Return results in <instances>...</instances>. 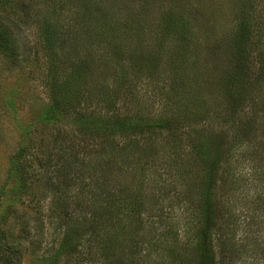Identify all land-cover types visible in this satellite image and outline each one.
<instances>
[{
    "label": "rangeland",
    "instance_id": "374dc122",
    "mask_svg": "<svg viewBox=\"0 0 264 264\" xmlns=\"http://www.w3.org/2000/svg\"><path fill=\"white\" fill-rule=\"evenodd\" d=\"M95 1L0 0V30L5 31V40L0 38V247L13 250L9 255L13 264H46L48 258L51 264L84 261L77 250L69 254L57 249L64 231L78 224L84 223L85 228L91 224L93 204L97 201L91 195L100 194L98 201H101L108 196L107 191L114 189L115 193L126 184L124 194L136 198L137 186L142 185L145 193L141 197L142 221L127 217L114 219L113 225L111 218L104 221L97 228L103 241L101 247L86 246L93 253L91 260L83 264H121L118 258L130 261L132 257V264H187L189 256L182 245L185 237L181 228H172L171 223L177 221L181 226L189 218V226L194 228L196 222L191 218L195 217L197 204L190 200L192 197H180L178 201L172 196L174 193L163 195L159 188L167 185L176 192L190 185L186 180L190 176L184 171L189 169L187 162L192 156L191 139L199 138L201 132L208 136L220 131L222 123L216 117L224 118L229 112L222 96L225 85L221 78L225 74L224 63L231 57L223 46L232 29L229 20L233 0H100V5L94 4ZM255 5L259 9L264 0H255ZM94 6L115 9L116 33L105 23L98 27L99 10H94ZM172 8L182 18L188 15L195 30L194 40L191 37L187 42L170 30L168 19L163 16ZM46 20L61 37L55 60L47 54L42 41L40 28ZM105 27L111 35L102 37ZM87 29L92 35L86 36ZM212 29L219 36L216 40L213 34L208 35ZM220 30L227 31L228 36ZM88 52L95 63L89 64L88 72L81 70L83 75L75 82L73 93L70 84L62 88L52 85L53 63L60 66L61 76ZM117 79L135 92L124 100L141 110L147 120L143 123L145 130L96 133L93 147L86 124L80 126L86 118L72 116L75 111H82L84 104L83 91L80 96L77 91L85 87L94 99L102 84L115 87ZM171 89L174 101L181 100L191 108L179 127L185 134L183 146L173 152L164 144L153 142H143L142 148L126 147L117 155V163L128 164L129 156L135 157L139 161L135 170H126L124 166L123 172L117 170L121 174L117 182L104 184V160L97 167V158L91 156L103 149L98 138L120 135L116 137L126 142L128 137L141 140L148 131L165 130L159 119L168 118L169 111L175 110L167 100L168 94L165 95ZM259 92L257 88L254 93L259 97L245 99L240 112L242 120L251 124L250 142L254 146L263 143L264 138L261 118L264 94ZM246 94L253 95L250 90ZM57 99L60 107L67 109L58 115L59 120H43L44 110ZM121 100L117 104L125 105ZM206 106L208 115L196 114V110ZM68 109L73 111L67 114ZM255 113L259 119L254 122L251 119ZM238 119H228V123L238 124ZM80 139H85L86 144H79ZM106 151L101 156L109 153ZM113 161L116 160H111L116 165ZM181 163H187L186 167ZM95 166L96 172H92ZM81 174L85 178L74 185L75 177ZM93 184L97 189L91 193ZM254 190L252 183L249 192L255 196ZM254 211L250 210L246 216L251 218ZM88 233L89 230L85 231L82 239ZM81 242L77 249L87 245ZM127 261L122 264H128ZM241 263L264 264V250L263 258L254 253Z\"/></svg>",
    "mask_w": 264,
    "mask_h": 264
},
{
    "label": "trees",
    "instance_id": "16d2710c",
    "mask_svg": "<svg viewBox=\"0 0 264 264\" xmlns=\"http://www.w3.org/2000/svg\"><path fill=\"white\" fill-rule=\"evenodd\" d=\"M99 3L100 0L94 2L96 5H100ZM232 3L233 15L229 20L232 22V29L229 34L227 31L220 30L221 33L229 35H227V43L223 47L231 54V57L227 63H224L223 74H225L221 78L225 85L222 96L225 98L226 108L229 112L226 116L223 115L224 118L216 117L222 123L220 131L208 136L203 135L201 132L199 138H196V140L191 139L189 153L192 156L191 160L187 162L189 169L184 171L186 176H190L189 179H186L190 185L176 192L174 188L172 192L167 185H161L159 188L163 191V195L167 192L174 193L172 196L176 197L178 201H181L180 197H192L190 200L195 201L197 204L196 208L198 210L195 209V217L192 216L191 218V220H194L193 223L196 222L194 228L189 226V218L181 226L177 224V221L171 223L172 228H181L182 236L185 237V239H182V245L189 256L187 264H242L241 262H245L251 255L254 256V253H258L263 258L264 138L261 144L256 143V146L251 144L250 135L253 129L250 127L251 124L248 120H242L240 112L241 104L245 102V99L257 95L254 93L257 88L260 90L259 93L263 91L264 94V6H259V9H257L255 0H233ZM94 10H99V14H97L100 20H97L98 27L101 26L102 22L110 26L108 28L111 31H115V9L110 6L105 7V9H97L94 6ZM172 10L173 8L169 9L163 16L168 19L170 30H173L177 36L180 34V38L187 40V42L191 37L194 40L195 30L189 24L190 18L188 15L182 18L180 14H174L175 12ZM112 17L114 21L107 20ZM43 23L40 28L43 45L47 50V54L55 60L58 54L57 45L60 43L59 38L61 37H59V32L50 21L47 22L46 20ZM108 28H104L103 34H101L102 37L111 35ZM4 34L5 31L0 30L2 40H5L3 38ZM211 34H213L214 40H216V37L219 38L213 29L208 35ZM90 35L92 34L89 30L86 36ZM90 53L88 52L84 57L82 56L78 62L68 68V73L61 76L58 72L60 66L56 65V62L53 63V68L50 71L52 85L62 88L70 84L72 86L70 92L73 93L75 82L81 78L84 72H88L91 64L95 63ZM115 65H118V62ZM106 67H108V63ZM121 82L117 79L115 87L113 84L110 86L102 84L97 89L100 92L99 95L94 99L90 98V93L88 94L85 87L77 91L79 96L83 91L84 104L82 105V111H75L72 116L75 119L77 117L86 118L85 121L80 122V126L84 127V124H86L85 130L89 131L88 134L92 136L88 140L93 147L95 146L92 144H94L96 133L105 134L104 131L111 130L124 133L127 131L143 132L145 130L143 123L147 120L142 115L141 110L135 109L131 103L124 100L126 96H131L130 94L135 92L133 93V91L127 89V86ZM249 90L253 95L246 94L249 93ZM170 91L172 92V89L167 90L165 95L168 94L167 100L175 110L169 111L168 118L161 117L159 119L163 122L161 127H166L165 130L160 133H153L147 129L148 133L141 137V140H133L128 137L126 142L116 137L120 135L106 134L98 138L103 149L91 156L97 158V167L101 160H104V184L106 182L112 184L117 182L119 175L121 176L118 171L123 172L124 166L126 170L130 168L135 170L139 162L135 160V157L129 156V159L126 158L128 164L122 161L117 163V155H121L126 147L142 148L140 145L143 142H153L154 145L164 144L168 147L169 152H173L183 146L185 134L181 132L179 127L186 117L185 112L191 108L182 104L183 101L181 100L174 101V97L171 98ZM257 96L259 97V95ZM120 99L125 105L117 104V100ZM262 103L263 110H261L264 112V96ZM63 109L67 108L60 107L57 99L44 110L42 119L45 121L59 120L58 115L63 113ZM71 110L73 111V109H68L65 113L69 114L72 112ZM209 113L207 106L196 110V114L201 116H206ZM214 113L218 114L217 112ZM234 117H239V122L230 125L228 119ZM261 118L264 119V114L261 115ZM257 119H259V115L255 113L251 120L255 122ZM79 144H86L85 139H80ZM105 151L109 153L101 156ZM139 158L141 159V157ZM111 160H116L113 161L116 165L112 164ZM143 164H147V162H143ZM185 164L181 163L180 165L185 168ZM96 166L92 172H96ZM65 178L69 179L68 174H65ZM75 178H77V181L73 184L79 185L81 179L85 177L81 174V177L76 176ZM252 183H255V196L249 192V186ZM123 185L124 188H118L115 193H113L114 189L107 191L105 194L108 196H104L101 201H98L100 194L93 193L91 195L92 200H97L93 204L94 207L90 217L91 224L88 228H85V224L81 222L82 225L78 224L72 229L64 231L57 252L68 251L71 254L77 250L80 253L79 255H83L84 261L88 262L91 260L93 253L91 249L101 247L103 242L97 234V228L104 221L107 222L111 218V225L115 223L114 219H119V217L142 221L143 199L141 197L145 194L143 193L144 187L142 185L137 186L139 192L135 193L136 198H134L129 196L130 193L124 194L127 185ZM91 186L90 191L92 193L96 191L97 186L95 184ZM133 189L135 190V188ZM112 206L114 207L112 208ZM235 206L236 208H234ZM242 207H245L244 211H240ZM252 209L255 210L254 216L252 215L249 218L246 213ZM158 217L161 216L158 215ZM87 230L90 233H88L87 238L82 239ZM80 239L87 243L84 249H77L82 243ZM86 246L91 249L88 250ZM0 250V264H13L9 256L12 255L13 250L7 246L0 247ZM47 260L46 264L52 263L51 259L48 258ZM133 260L134 257L130 261H124L123 258L117 259L121 264L126 261L128 264H132ZM84 261L77 260L76 263L83 264Z\"/></svg>",
    "mask_w": 264,
    "mask_h": 264
}]
</instances>
